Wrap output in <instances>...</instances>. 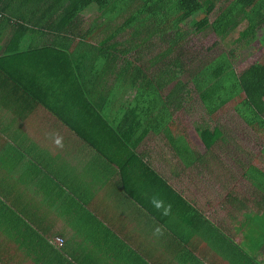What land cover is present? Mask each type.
Wrapping results in <instances>:
<instances>
[{"label": "crops", "instance_id": "0c3cea01", "mask_svg": "<svg viewBox=\"0 0 264 264\" xmlns=\"http://www.w3.org/2000/svg\"><path fill=\"white\" fill-rule=\"evenodd\" d=\"M231 2L218 0L205 25L186 23L182 30L209 28L216 35L211 23ZM13 16L38 13L20 4ZM97 16L84 12L81 29L94 26ZM247 25L244 20L224 38L216 35L206 57L178 48V27L167 34L150 22L129 27L126 41L116 37L114 62L94 52L87 71L81 67L87 52L75 56L71 47L65 59L77 57L82 94L91 100L76 108L73 127L36 100L23 101L30 94L14 80L11 59L1 55L11 43L7 28L0 38V264H264V172L259 165L232 164V151L244 153L246 138L231 137L209 121L233 100L210 114L194 88L196 76L222 54L235 52L237 73L264 62V24L253 40L242 38ZM92 29L98 34L90 43L107 46L98 43L102 29ZM50 38L23 40L13 53L21 74L37 71L33 64L47 56L29 48ZM226 39L229 47L209 55ZM29 54L38 58L28 60ZM50 70L55 75L58 65L51 63ZM243 96L233 107L244 121L242 133L260 139L263 130L237 112ZM118 129L125 140L116 136ZM204 129L210 136L200 135ZM118 161L130 164L118 169ZM56 237L64 239L62 246Z\"/></svg>", "mask_w": 264, "mask_h": 264}, {"label": "trees", "instance_id": "16d2710c", "mask_svg": "<svg viewBox=\"0 0 264 264\" xmlns=\"http://www.w3.org/2000/svg\"><path fill=\"white\" fill-rule=\"evenodd\" d=\"M217 1L37 0L29 3L28 0H0V14H2L0 15V38H3L7 28H11V43L7 44L3 50L4 53H1V55L3 57L7 55V58L11 59L10 70L12 68L16 74L14 80L22 86V90L30 94L22 98L23 101L36 100L35 102L41 110L44 112L46 110L50 111L54 119L59 122L65 121L73 127L72 121L74 118L72 119V117L77 114V112L75 114L76 108L90 104L91 100L82 94V92H85V88L82 79L78 76L77 57L71 60L65 59L68 49L72 47L75 56H77V51L82 56L84 52H87L86 57H83L85 66H81L82 70L85 71L88 69L87 65L94 52L98 54L100 51L102 58L108 62H114L118 56L113 45L116 46L120 43L116 40V37L120 36L126 41L125 36L129 27L134 26L136 23L147 25L148 22L151 25L159 26L162 33L165 31L167 34L178 27V48L184 49L183 37L187 33L182 30V25L186 23H192L196 27L205 25ZM20 4L23 7L35 9L38 16H13V10L15 7H19ZM262 10L264 11V2L261 0L260 2L258 0H232L225 7L224 12L214 19L211 26L217 36L224 38L228 34L226 32L228 28L231 27L232 29L245 20L248 25L242 34V38L253 40L256 37L257 28L264 24ZM86 11H97L99 13V16L93 19L94 23H91V25L100 28L98 30L102 29L101 32L103 33L98 43L107 46H101V49H99V44L90 43L97 39L98 33L97 31L93 32L92 29L94 26H90V29L87 30L81 29L85 21L82 14ZM200 11L205 12V15L201 18L198 16ZM260 13L262 15H258ZM116 27L117 29H115ZM41 36L51 37L47 42L48 44L30 46L29 51L30 49L34 53L43 51L47 56L44 59H48L49 65H46L47 62L42 64L44 61L42 59L35 65L33 64L34 69L37 71H23L27 75H35L36 79L31 82L24 73H20V67L16 65V58L13 53L25 41L31 42L37 37L41 38ZM15 43L17 44L15 45ZM62 43L68 45L61 46ZM225 54H222L216 60V63L208 67L204 73L196 76L198 80L194 81V88L199 92L210 114L224 106L228 101L244 95L237 106V108L240 106V110H237V112L250 126H259L264 131V62H254L242 72L237 73L233 65L235 52L231 51V54H226L227 58L224 57ZM32 57L38 58L37 54L26 56L28 60L30 58L34 60ZM43 57L45 56L43 55ZM0 58L3 59L1 56ZM51 63L58 65V70L54 71L56 72L55 75L50 70ZM27 64L30 65V63ZM181 66H178V73L182 68ZM67 67L69 75L64 76L62 74L66 73ZM6 74L10 75L8 72ZM40 76H43L46 80L42 78L41 82V78L38 79ZM38 86L43 87L38 90ZM35 93L40 95L33 96ZM65 118H69V122ZM75 118L78 120V115ZM200 135L205 138L210 136V132L204 129L200 131ZM116 136L119 140H125L123 138L125 135L121 129L117 130ZM120 164L121 168L125 169L130 163L118 161V169ZM262 174L264 175V173ZM261 183L264 187L263 176ZM60 238L62 242L57 240L56 242L62 246L64 239Z\"/></svg>", "mask_w": 264, "mask_h": 264}, {"label": "rangeland", "instance_id": "374dc122", "mask_svg": "<svg viewBox=\"0 0 264 264\" xmlns=\"http://www.w3.org/2000/svg\"><path fill=\"white\" fill-rule=\"evenodd\" d=\"M212 20V18H211ZM186 27V26H185ZM196 30V29H195ZM194 31V30H193ZM190 33H187L183 37V45L184 47L191 49L193 53L200 54L201 57H206V47L211 46L213 43L218 41V37L213 33L212 30H209V28H206L204 30L196 31ZM223 45L229 47V39H226L225 41H221L218 43L217 46H214V48L209 52V55L213 54L215 55L217 52H220L222 50ZM225 49V47H224ZM255 55L250 56L242 65L241 67L251 63L254 61ZM236 69L238 70V66L236 65ZM230 84V83H229ZM239 102L238 98L233 99L231 103H228L227 106L224 109L219 110L216 114L212 115L209 121L214 123V125H218L221 128H225L226 133H230L231 137L240 138L241 140L246 138V144L240 145L241 148L245 149L244 153L242 151H232V164H237L238 162H235V160L240 161L243 163L244 168H246L249 164H255L259 165V168L262 172H264V158L263 160H259L258 157L260 156V149L262 147V142H264V131L262 133L263 139L260 137V139H252L253 135L247 134V137L245 136L242 130V127H244V121L240 120L238 118V115L234 111V105H236ZM200 106L202 104L198 102ZM206 116L202 112L200 114V118ZM229 124L233 125V129H230ZM213 125V124H212ZM236 127V128H234ZM246 130L248 132H251V130L247 127ZM228 128V129H227ZM240 140V141H241ZM249 140V141H247ZM237 166H239L237 164ZM240 167V166H239ZM258 167V166H257ZM242 170V168H240ZM239 168L237 170L240 171ZM243 171V170H242Z\"/></svg>", "mask_w": 264, "mask_h": 264}, {"label": "built area", "instance_id": "2783aa9c", "mask_svg": "<svg viewBox=\"0 0 264 264\" xmlns=\"http://www.w3.org/2000/svg\"><path fill=\"white\" fill-rule=\"evenodd\" d=\"M58 242H62V239L60 237H57L56 239Z\"/></svg>", "mask_w": 264, "mask_h": 264}]
</instances>
